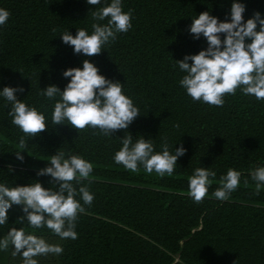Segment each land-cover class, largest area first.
Masks as SVG:
<instances>
[{
    "label": "trees",
    "instance_id": "16d2710c",
    "mask_svg": "<svg viewBox=\"0 0 264 264\" xmlns=\"http://www.w3.org/2000/svg\"><path fill=\"white\" fill-rule=\"evenodd\" d=\"M240 2L246 5L244 22L256 12L264 18V0ZM110 3L0 0V8L11 13L0 26V90L23 87L17 98L44 113L48 124L40 135L25 136L11 123V104L0 96V183L14 187L40 182L58 191L51 176L37 172L62 151L65 158L77 155L93 164L91 182L73 184L77 192L86 186L94 194L76 221V240H62L46 226L21 223L25 214L17 205L0 225V239L16 227L63 247L58 256L37 257L38 264H264V187L256 195L251 176L264 167V101L242 89L226 96L222 107L193 101L180 84L186 73L177 62L208 47L203 35L197 39L190 33L193 18L208 11L230 21L233 0H122L123 10L132 13V28L117 33L101 54H76L63 43L65 32L76 35L81 28L91 34L93 23L107 24V19L94 20L92 13ZM85 59L108 79L121 82L139 108L141 114L126 131L106 136L91 127L78 132L68 124H52L60 97L49 100L41 92L49 85L63 90L71 80L63 72L82 68ZM127 135L133 143L150 139L155 152L163 151L165 140L170 153L181 145L187 151L172 176L149 174L142 165L134 173L114 160ZM21 137L27 143L23 161L15 154L21 150ZM201 167L216 176L208 196L197 203L188 194L189 178ZM229 169L241 173L240 185L221 201L212 193ZM75 199L83 204L79 194ZM13 251L11 245L0 250V264H23Z\"/></svg>",
    "mask_w": 264,
    "mask_h": 264
},
{
    "label": "clouds",
    "instance_id": "9594fccd",
    "mask_svg": "<svg viewBox=\"0 0 264 264\" xmlns=\"http://www.w3.org/2000/svg\"><path fill=\"white\" fill-rule=\"evenodd\" d=\"M87 3L96 6L101 4V0H87ZM245 11L244 3L233 0L230 21H220L208 11L193 18L190 33L197 39L203 35L208 47L177 61L179 69L186 73L180 84L193 101L222 107L224 98L235 95L238 89H242L245 95L264 101V18L256 12L244 22ZM10 15V11L0 8V26L7 23ZM92 18L97 21L107 19L108 22L105 25L93 23L91 34L81 28L76 35L70 32L61 34L63 43L73 46L76 54L87 57L99 55L105 45L115 41L117 33H126L132 28V13L123 10L122 0H111L110 4L94 11ZM221 34H225V38L222 39ZM246 39H250L251 43H246ZM63 76L71 77L63 90L56 85H49L41 92L49 100L60 97L52 113L51 122L55 126L68 124L78 132L91 127L111 136L118 130L126 131L141 114L132 98L124 93L122 83L102 75L99 68L88 59L83 61L82 68H68ZM23 91L20 86H6L0 90V96L11 104L8 113L12 117L11 123L25 136L34 138L46 131L48 124L44 113L17 98V92ZM122 145L114 156L117 164H122L134 173L142 165L147 173L155 171L160 177L172 176L178 158L187 151L181 145L172 154L165 140L163 151L155 152L150 139L141 137L133 143L132 135L123 136ZM19 149L15 151L16 158L23 161L22 151L27 149L24 137L19 141ZM65 155L62 151L52 155L50 166L37 172L38 176H51L52 183L59 186L58 191L45 188L40 182L14 187L0 183V225L8 222L9 210L17 205L22 206L25 214L19 218L21 223L26 220L36 229L46 226L62 240L78 238L76 221L86 211L84 205L92 204L94 194L86 186H81L77 192L73 181L77 184L82 180L91 182L93 164L77 155L69 158H65ZM13 170L10 165L9 171ZM215 176L216 173L209 168L195 169L189 178L188 190L195 202L202 203L208 196ZM251 176L256 181L255 194L259 195L264 187V167L252 171ZM240 177V172L229 169L220 178V186L212 195L221 201L227 200L238 189ZM244 183L247 184V181ZM78 194L83 204L75 199ZM9 245L14 249V257L22 256L23 264H38L37 257L49 254L58 256L64 251L61 245L51 244L42 237L16 227L0 239V250L6 251Z\"/></svg>",
    "mask_w": 264,
    "mask_h": 264
}]
</instances>
